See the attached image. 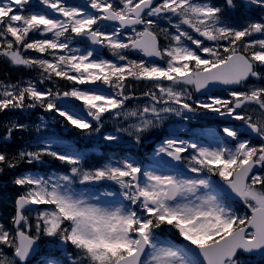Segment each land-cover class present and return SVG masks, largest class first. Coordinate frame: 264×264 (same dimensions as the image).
I'll list each match as a JSON object with an SVG mask.
<instances>
[{
	"label": "snow or ice",
	"instance_id": "1",
	"mask_svg": "<svg viewBox=\"0 0 264 264\" xmlns=\"http://www.w3.org/2000/svg\"><path fill=\"white\" fill-rule=\"evenodd\" d=\"M241 3L264 9V0ZM38 6L0 0V57L38 70V79L0 80V114L44 112L32 126L39 135L14 154L8 141L29 125L12 120L0 136V174L36 165L12 181L23 191L13 201L11 227L0 220V264H31L42 239L49 251L36 264L264 258V14L234 23L224 13L238 7L235 0ZM138 83L150 85L139 96ZM207 115L224 125L207 141L172 130L152 150V163L119 154L124 142L141 147L170 117ZM108 121L112 131H104ZM53 123L83 139L101 135L115 146L113 155L86 166L87 151L53 131ZM52 161L67 171L51 169Z\"/></svg>",
	"mask_w": 264,
	"mask_h": 264
},
{
	"label": "rangeland",
	"instance_id": "2",
	"mask_svg": "<svg viewBox=\"0 0 264 264\" xmlns=\"http://www.w3.org/2000/svg\"><path fill=\"white\" fill-rule=\"evenodd\" d=\"M35 38H40L38 35L35 37ZM30 54H35V53H30ZM30 79H35V74L34 73H31L29 77L25 78L24 81H27V80H30ZM150 85H147L145 83H138L136 84L134 87H141L139 88V90H136V92H139L140 90H147V88L149 87ZM142 103H143V100H142ZM132 105V104H131ZM130 107H134V106H130ZM113 130V122L112 121H108L105 125V129L104 131H112ZM149 133H147L146 135L148 136ZM125 139L127 140L128 137L125 136ZM10 249H8L7 251H9ZM46 251L48 253L49 249L46 248Z\"/></svg>",
	"mask_w": 264,
	"mask_h": 264
}]
</instances>
